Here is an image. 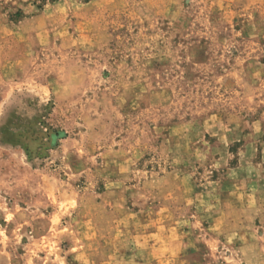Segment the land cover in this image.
I'll return each mask as SVG.
<instances>
[{"label":"rangeland","instance_id":"obj_1","mask_svg":"<svg viewBox=\"0 0 264 264\" xmlns=\"http://www.w3.org/2000/svg\"><path fill=\"white\" fill-rule=\"evenodd\" d=\"M0 264H264V0H0Z\"/></svg>","mask_w":264,"mask_h":264}]
</instances>
